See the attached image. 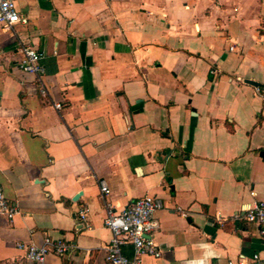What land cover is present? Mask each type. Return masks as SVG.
I'll list each match as a JSON object with an SVG mask.
<instances>
[{
  "label": "crops",
  "instance_id": "0c3cea01",
  "mask_svg": "<svg viewBox=\"0 0 264 264\" xmlns=\"http://www.w3.org/2000/svg\"><path fill=\"white\" fill-rule=\"evenodd\" d=\"M15 5L26 22L0 25V185L18 212L0 217V264H37L15 243L47 237L69 249L42 264H109L105 211L143 196L163 203L162 252L140 264H264L257 227L231 218L264 203V0ZM21 45L41 75L16 67Z\"/></svg>",
  "mask_w": 264,
  "mask_h": 264
},
{
  "label": "built area",
  "instance_id": "2783aa9c",
  "mask_svg": "<svg viewBox=\"0 0 264 264\" xmlns=\"http://www.w3.org/2000/svg\"><path fill=\"white\" fill-rule=\"evenodd\" d=\"M16 0H0V25L4 28H11L18 23H25L16 10ZM20 55L16 61V67L24 73L41 75L43 67L40 65L42 53L37 49L21 45L18 49ZM44 94V91H41ZM61 103H53L56 110L61 109ZM264 109V102L262 105ZM102 195L108 194V189L102 181L99 182ZM163 208L162 201L153 196H143L129 202L123 209L116 211L108 207L105 211L103 223L109 230L111 238L105 246V260L109 264H140L143 257L157 259L161 256V248L152 238L153 233L158 229V221L154 214ZM17 206L8 201L0 185V217L11 221L17 214ZM87 214L86 208L78 211L80 220H84ZM233 219L244 220L257 227L259 237L264 248V203L255 202L251 206L236 212ZM220 219V218H219ZM221 221L224 219L221 218ZM131 245L133 249L132 259H128L122 254V247ZM15 246L24 251V258L30 262L42 264L48 255L63 256L69 249L65 242L45 238L41 246L34 244L15 243ZM258 255L252 256V261H256ZM227 264H247L243 259L239 261H227Z\"/></svg>",
  "mask_w": 264,
  "mask_h": 264
},
{
  "label": "water",
  "instance_id": "95a60500",
  "mask_svg": "<svg viewBox=\"0 0 264 264\" xmlns=\"http://www.w3.org/2000/svg\"><path fill=\"white\" fill-rule=\"evenodd\" d=\"M248 84H252V85H255V86H258L256 83H253L251 81H246Z\"/></svg>",
  "mask_w": 264,
  "mask_h": 264
}]
</instances>
